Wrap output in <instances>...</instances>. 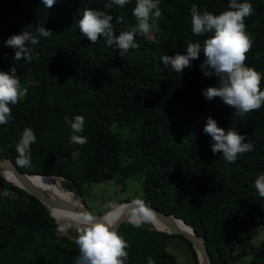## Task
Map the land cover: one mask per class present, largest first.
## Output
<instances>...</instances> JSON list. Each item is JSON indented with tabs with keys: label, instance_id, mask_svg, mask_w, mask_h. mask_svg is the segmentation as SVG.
Listing matches in <instances>:
<instances>
[{
	"label": "trees",
	"instance_id": "1",
	"mask_svg": "<svg viewBox=\"0 0 264 264\" xmlns=\"http://www.w3.org/2000/svg\"><path fill=\"white\" fill-rule=\"evenodd\" d=\"M109 2L56 0L46 8L42 0H0V71L14 67L21 89L27 88L10 105L8 123L0 125V159L15 163L16 145L24 129L31 128L36 136L31 167L15 165L29 174L63 177V187L72 192L79 193L83 183L121 175V166L128 164L127 176H142L143 194L125 201L140 200L182 218L204 237L210 264H228L246 253L242 233L264 223V197L254 186L264 174V106L241 116L219 97L206 99L203 90L218 79L203 75V52L183 73L166 68L162 57L185 54L189 42L202 44L212 35L193 34V4L201 13L207 9L219 14L228 10L230 0H160L161 17L147 35L135 36L138 47L124 57L103 37L93 44L79 30L86 9L112 15L117 35L136 25V0L106 9ZM239 2L253 8L245 19L252 40L246 65L264 76V0ZM29 26L39 39L28 45L33 60L16 61V49L6 41ZM41 26L52 35L39 36L35 30ZM77 115L85 120L79 135L87 142L82 146L70 142L69 122ZM208 117L225 132L233 129L246 136L244 142L253 150L238 155L234 163L225 161L222 152L214 154L213 140L203 131ZM5 190L10 195H0V264H75V240L58 237L57 222L46 205L0 177V193ZM117 232L128 244L125 264H147L149 256L154 264H178L167 241L170 236L186 240L151 224L137 228L128 221ZM234 243L237 252L231 253ZM248 264H264V238Z\"/></svg>",
	"mask_w": 264,
	"mask_h": 264
},
{
	"label": "clouds",
	"instance_id": "2",
	"mask_svg": "<svg viewBox=\"0 0 264 264\" xmlns=\"http://www.w3.org/2000/svg\"><path fill=\"white\" fill-rule=\"evenodd\" d=\"M42 2L46 8H51L56 0H42ZM127 3L129 0H110L105 8L110 9L113 5L122 7ZM159 4L160 0H136L133 16L137 23L130 30L120 31L119 35L114 31L112 15L107 14L106 11L86 9L79 20L80 33L93 44L103 37L108 46L118 49L120 56L124 57L130 49L138 47L135 36L147 35L154 27L155 19L161 17ZM190 12L193 34L205 36L211 33L212 35L204 39L202 44L189 42L185 54L163 56L165 67L170 66L171 71L183 73L185 68L192 67V61L199 59L203 52L204 61L200 65L203 75L208 78L215 76L218 79L217 85L203 90L206 99L212 101L219 97L227 106L236 109V115L241 116L261 109L264 106V90H261L264 76L255 68L246 65L247 54L252 49V40L246 32L245 19L252 14V5L248 2L230 0L228 10L214 14L207 9L201 13L198 6L193 4ZM150 20H153V23L150 24ZM121 22L122 18H118L117 23ZM35 31L45 38L52 35V31L43 26ZM38 42V36L33 34L29 26L20 34L11 36L6 41V46L16 49L14 56L16 61L31 62L32 49L28 45H36ZM255 58L259 59V54ZM36 59H39L38 55ZM31 83L36 84L35 81ZM26 93L27 88L21 89L14 67L10 72L0 71V125L8 123L12 115L10 105L17 104ZM69 123L72 130L70 142L84 145L87 138L79 135L84 131V117L77 115ZM203 131L213 140V153L222 152L223 158L229 163H234L238 155L253 150L251 143L244 142L246 136L233 129L225 132L211 117L207 118ZM35 142L34 131L25 128L16 145L18 153L16 165L21 168L31 167V145ZM72 155L76 159L79 153L73 152ZM2 175L7 179L10 173L4 171ZM254 186L259 196L264 197V174L257 177ZM0 195L7 197L10 193L5 190ZM108 207L115 208V205ZM126 215L128 222L137 228L143 224L155 225L157 222L153 211L140 200L132 202ZM120 218L112 211L99 219L90 213L80 212L69 218V222H61L58 218L56 231L59 237L70 229H75L77 233L75 244L78 247L75 264H125L128 258L126 251L128 244L115 230V224ZM147 264H154L151 256L147 258Z\"/></svg>",
	"mask_w": 264,
	"mask_h": 264
},
{
	"label": "rangeland",
	"instance_id": "3",
	"mask_svg": "<svg viewBox=\"0 0 264 264\" xmlns=\"http://www.w3.org/2000/svg\"><path fill=\"white\" fill-rule=\"evenodd\" d=\"M131 128L135 129V126H131ZM128 172V164H123L121 175L117 174L105 181L83 183L79 192L80 197L76 195L78 191L73 192L75 198L81 203L84 202L94 214L104 213L106 210L108 212L111 209L115 210L120 207L121 204L119 203L125 200L138 199L143 194L142 176L139 174L133 177L127 176ZM108 205H115V208H110ZM67 235L75 239L77 233L72 228L67 232ZM242 237L246 244V253L238 258L230 259L228 264H248L257 244L264 238V223L257 224L252 229L244 231ZM167 250L176 257L178 264H195L189 243L181 237L170 236L167 241ZM236 252L237 245L234 243L231 253Z\"/></svg>",
	"mask_w": 264,
	"mask_h": 264
},
{
	"label": "water",
	"instance_id": "4",
	"mask_svg": "<svg viewBox=\"0 0 264 264\" xmlns=\"http://www.w3.org/2000/svg\"><path fill=\"white\" fill-rule=\"evenodd\" d=\"M3 171L9 172L13 177L18 179L20 184L17 186L21 187L28 193L34 195L39 201H41L44 205H46V207L49 209V212H50V208L65 209L72 213L87 212V213H90L96 216L98 219L101 218L105 214V212L100 213V214L92 213L87 208L84 202H82L81 204H75L73 202L66 200L63 197L55 196L54 194L41 189L40 187L36 185V183H34L33 181H31V179L28 178L31 175L47 177V178L55 177V176H44V175L29 174L26 172H22L18 169L15 163L9 158L0 159V177L8 182H11L9 178L7 179L4 178V176L2 175ZM77 195L78 197H80V193L77 192ZM133 201L135 200L120 202L121 204L124 205V207L122 210H120L117 213V215L120 216L121 218L115 224L116 231L121 223L128 221V217L126 213L128 211V207L132 204ZM145 206L149 208L151 211H153L157 219L160 220L165 225L166 229H161V230L167 231L170 234H180L191 244V246L193 247L196 253L198 264H210L211 258H210L204 237L198 234L190 224L186 223L182 218H179V217L174 216L173 214L161 211L155 208L154 206H151L148 204H145ZM176 219L181 221V223L183 224V227L176 225L175 223ZM153 227L155 226L153 225ZM65 235H67V233ZM71 239L75 240L74 238H71Z\"/></svg>",
	"mask_w": 264,
	"mask_h": 264
},
{
	"label": "bare ground",
	"instance_id": "5",
	"mask_svg": "<svg viewBox=\"0 0 264 264\" xmlns=\"http://www.w3.org/2000/svg\"><path fill=\"white\" fill-rule=\"evenodd\" d=\"M8 178L10 179L11 182H13L16 185L20 184L18 179L13 177L11 174L8 176ZM28 178L31 179V181H33L34 183H36V185L38 187H40L41 189H43L49 193L54 194L55 196L63 197L66 200L73 202L75 204H81L80 201L75 198V195L72 191L67 190L66 188L63 187V184H62L63 178L62 177H56L55 176V177L47 178V177L31 175ZM119 204H121V203H119ZM123 207H124V205L121 204L120 207H118L117 209H115V210L111 209L110 211L114 212L117 215V213L120 210H122ZM110 211H108V212H110ZM50 212L56 220L59 218V220L61 222H69V218H71L75 214H78V213L69 212L65 209H57V208H50ZM108 212H106V213H108ZM175 223L177 226L183 227V224L181 223L180 220L176 219ZM154 226L157 229H166L165 225L158 219H157V222Z\"/></svg>",
	"mask_w": 264,
	"mask_h": 264
}]
</instances>
